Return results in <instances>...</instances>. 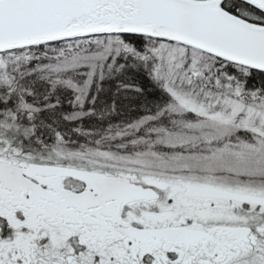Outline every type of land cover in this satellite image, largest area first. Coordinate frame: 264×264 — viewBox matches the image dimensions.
<instances>
[{
  "label": "snow or ice",
  "instance_id": "snow-or-ice-1",
  "mask_svg": "<svg viewBox=\"0 0 264 264\" xmlns=\"http://www.w3.org/2000/svg\"><path fill=\"white\" fill-rule=\"evenodd\" d=\"M121 55L168 126L42 118L37 76L82 104ZM0 264H264V0H0Z\"/></svg>",
  "mask_w": 264,
  "mask_h": 264
},
{
  "label": "rangeland",
  "instance_id": "rangeland-1",
  "mask_svg": "<svg viewBox=\"0 0 264 264\" xmlns=\"http://www.w3.org/2000/svg\"><path fill=\"white\" fill-rule=\"evenodd\" d=\"M117 63H129L133 65V61L131 57H128L125 59L123 55L119 58ZM139 67V66H138ZM142 68V67H141ZM116 68L112 69H106L104 70L103 73V78H101L100 70H93L90 67H83L78 70H76L74 73H72L73 78L77 81L79 84V92L83 94L84 96V102L78 103L75 100V97L77 95V91L75 90H70L64 85H58L55 84L52 80H46L43 79L39 76L36 77V79L42 84V90L37 91V99L47 105V100L51 97V95L46 96L45 94H49L50 92H53L54 90L58 89H68L71 92V107L70 110L67 112H64L62 114V119H59L58 117H47L45 119L50 120L54 123H56L58 126H60L62 129L65 130H71L70 127L74 125L77 121H79L80 117L85 116L88 114L90 111L95 109V104L98 102L99 97L98 94L99 92L104 89V81L107 80L109 77L114 75V70ZM143 69V68H142ZM146 71V70H145ZM153 81V80H152ZM119 83V82H117ZM153 83L160 87L158 83L153 81ZM131 86L128 85H123L120 86L119 88H129ZM168 100L165 99L164 101L159 102L155 106L146 109L144 112H141L137 115H133L130 117L126 118H119L115 120L108 121L106 123H103V125L95 124L94 122L90 123L91 128H85L86 134L79 135L77 138L80 141H88L92 142L94 140L100 139L104 140L105 143H110L113 146L118 145L120 143H126L128 144V148L126 151L128 153L133 152L134 150L137 149L138 146H134L130 143L131 139L134 138L133 133H129L127 136H120L118 133H120L123 130L126 129H133L136 126H141L144 128L145 134H147V127H153V126H168L169 121L167 118H162L161 120H153L149 121L148 118L151 116H155V114L158 112L160 107ZM99 104V103H97ZM98 108L101 109H114V102L109 101V104H103L100 103ZM81 114V115H78ZM43 116V114H42ZM43 118V117H42ZM84 124V122H83ZM147 125V127H145ZM41 131H46V129H41ZM142 147V146H140Z\"/></svg>",
  "mask_w": 264,
  "mask_h": 264
},
{
  "label": "trees",
  "instance_id": "trees-1",
  "mask_svg": "<svg viewBox=\"0 0 264 264\" xmlns=\"http://www.w3.org/2000/svg\"><path fill=\"white\" fill-rule=\"evenodd\" d=\"M126 64L129 66L125 70L119 71L115 69L114 75L104 81V89L98 94L99 100L95 104V109L80 117L79 121L72 125L70 129L82 127L85 130L86 127L91 128L90 123L92 122L97 125H103V123L116 118L137 115L168 98L161 88L153 83L144 69L129 63ZM42 84L36 79L35 87L37 91L42 90ZM123 85L131 87L119 88ZM45 95H51L46 102L47 104L59 103L57 107L51 108L42 117L45 119L49 116H55L62 119V114L70 110L71 99H73L70 98L71 92L68 89H58ZM109 101L114 102V109L100 110L98 108L100 103L108 105Z\"/></svg>",
  "mask_w": 264,
  "mask_h": 264
}]
</instances>
